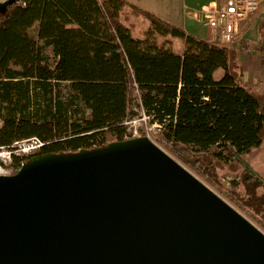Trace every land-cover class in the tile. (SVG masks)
Instances as JSON below:
<instances>
[{
	"label": "trees",
	"instance_id": "obj_1",
	"mask_svg": "<svg viewBox=\"0 0 264 264\" xmlns=\"http://www.w3.org/2000/svg\"><path fill=\"white\" fill-rule=\"evenodd\" d=\"M20 1L0 14V147L35 137L44 145L31 157L91 151L110 143L106 134L129 139L127 123L142 113L199 178L214 184L220 164L239 162V206L264 217V186L240 159L264 141V94L238 82L230 49L122 0ZM132 20L146 24L140 37Z\"/></svg>",
	"mask_w": 264,
	"mask_h": 264
},
{
	"label": "water",
	"instance_id": "obj_2",
	"mask_svg": "<svg viewBox=\"0 0 264 264\" xmlns=\"http://www.w3.org/2000/svg\"><path fill=\"white\" fill-rule=\"evenodd\" d=\"M0 264H264V234L143 136L0 176Z\"/></svg>",
	"mask_w": 264,
	"mask_h": 264
},
{
	"label": "crops",
	"instance_id": "obj_3",
	"mask_svg": "<svg viewBox=\"0 0 264 264\" xmlns=\"http://www.w3.org/2000/svg\"><path fill=\"white\" fill-rule=\"evenodd\" d=\"M122 1L196 39L216 43L214 33L205 27L204 22L212 15L222 0ZM258 2V10L252 16L237 23L233 43L224 47L230 49L234 54V61L239 72L238 82L257 93L264 94V0H258ZM168 41H175L179 46V51L175 52L182 51L181 41ZM243 44L251 47L250 53L241 52L240 46ZM222 75L223 71L218 69L214 72L213 77L218 80Z\"/></svg>",
	"mask_w": 264,
	"mask_h": 264
},
{
	"label": "rangeland",
	"instance_id": "obj_4",
	"mask_svg": "<svg viewBox=\"0 0 264 264\" xmlns=\"http://www.w3.org/2000/svg\"><path fill=\"white\" fill-rule=\"evenodd\" d=\"M132 21L136 23L137 34L139 35V33L146 28V24L137 20ZM164 41V46H168L172 51H179V46H177L175 41L169 42L167 39ZM133 130H135V134L138 136L145 134V136H147L153 143L170 155L168 151H166L158 143L160 136L157 133L155 126H149L147 122L143 120L142 113H140L130 122L128 131L132 133ZM104 140L105 142L114 141L113 138L108 134H106ZM240 159L264 182V141L259 147L253 148L248 153L242 155ZM181 165L187 169V167H185L183 164ZM241 166L242 165L239 162L233 160L220 164L215 170L216 178L214 184L209 180L199 178L189 169L187 170L264 234V217L254 214L252 210L249 209V207L242 209L239 206L238 201H241L240 203H244L246 199L243 185L241 183L239 184L238 182H234L236 180L237 174L241 172ZM256 193L258 195H264V188L262 186L257 187Z\"/></svg>",
	"mask_w": 264,
	"mask_h": 264
},
{
	"label": "built area",
	"instance_id": "obj_5",
	"mask_svg": "<svg viewBox=\"0 0 264 264\" xmlns=\"http://www.w3.org/2000/svg\"><path fill=\"white\" fill-rule=\"evenodd\" d=\"M6 0H0V3ZM15 5L24 6V3L18 0ZM258 0H222L218 7L213 11L212 15L206 19L204 25L212 31L215 36L216 43L226 46L233 43L235 39V28L240 20L252 16L258 10ZM241 52L248 54L251 47L241 45ZM261 85V83H258ZM143 120L147 122V118L142 114ZM131 122V121H130ZM130 122L127 123L130 126ZM130 137H141L136 135L135 130ZM44 143L35 137H31L21 141H14L11 145L0 147V176H10L15 174L26 162V158L31 157L39 150Z\"/></svg>",
	"mask_w": 264,
	"mask_h": 264
}]
</instances>
